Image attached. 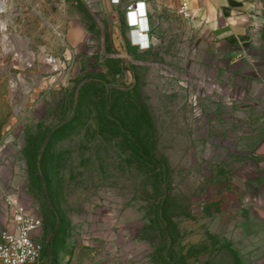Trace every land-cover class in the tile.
<instances>
[{"label": "rangeland", "instance_id": "obj_1", "mask_svg": "<svg viewBox=\"0 0 264 264\" xmlns=\"http://www.w3.org/2000/svg\"><path fill=\"white\" fill-rule=\"evenodd\" d=\"M147 5L143 50L126 5L11 0L36 65L0 58V234L14 194L37 264H264V15L244 43Z\"/></svg>", "mask_w": 264, "mask_h": 264}, {"label": "built area", "instance_id": "obj_2", "mask_svg": "<svg viewBox=\"0 0 264 264\" xmlns=\"http://www.w3.org/2000/svg\"><path fill=\"white\" fill-rule=\"evenodd\" d=\"M149 0H112L115 5H126L127 12L132 16L134 26L132 31L135 33V47L148 49V38L150 34L149 19L147 16V4ZM11 0H0V19L7 15ZM178 13L187 20L193 19L191 0H179ZM6 25V24H5ZM7 35V26L5 32H0V48L3 54L0 55L4 61L9 58L23 69L29 70L36 65L35 56L18 52L16 46L8 38L2 40L1 36ZM50 72H58L59 68L52 57L46 58ZM16 85V84H15ZM14 85L16 89L17 85ZM23 84L22 90L27 95L30 90L28 84ZM4 204L11 211L10 227L0 234V264H37L40 260L43 247L36 242L33 235L42 228L43 222L40 218L30 214L28 210L20 203L19 198L14 194L4 197Z\"/></svg>", "mask_w": 264, "mask_h": 264}, {"label": "crops", "instance_id": "obj_3", "mask_svg": "<svg viewBox=\"0 0 264 264\" xmlns=\"http://www.w3.org/2000/svg\"><path fill=\"white\" fill-rule=\"evenodd\" d=\"M158 1L161 9H170L172 13L186 21H192L196 17L205 18V21L214 27L223 17L229 34L235 40L244 43L251 38L255 21L264 15V0H191L193 19L187 20L178 13L179 0ZM166 1H170L171 4L167 5ZM147 11L150 24H154L155 16L151 5H147Z\"/></svg>", "mask_w": 264, "mask_h": 264}, {"label": "bare ground", "instance_id": "obj_4", "mask_svg": "<svg viewBox=\"0 0 264 264\" xmlns=\"http://www.w3.org/2000/svg\"><path fill=\"white\" fill-rule=\"evenodd\" d=\"M5 23L3 22V20L2 19H0V32H5ZM9 38V37H8ZM7 38V39H8Z\"/></svg>", "mask_w": 264, "mask_h": 264}]
</instances>
